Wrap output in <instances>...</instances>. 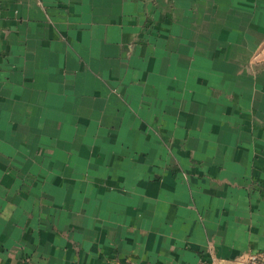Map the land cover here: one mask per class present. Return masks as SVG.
I'll use <instances>...</instances> for the list:
<instances>
[{"label": "crops", "instance_id": "1", "mask_svg": "<svg viewBox=\"0 0 264 264\" xmlns=\"http://www.w3.org/2000/svg\"><path fill=\"white\" fill-rule=\"evenodd\" d=\"M262 251L264 0H0V264Z\"/></svg>", "mask_w": 264, "mask_h": 264}, {"label": "built area", "instance_id": "2", "mask_svg": "<svg viewBox=\"0 0 264 264\" xmlns=\"http://www.w3.org/2000/svg\"><path fill=\"white\" fill-rule=\"evenodd\" d=\"M201 264H208L207 262H202ZM244 264H264V251L254 252L249 254L245 260Z\"/></svg>", "mask_w": 264, "mask_h": 264}]
</instances>
